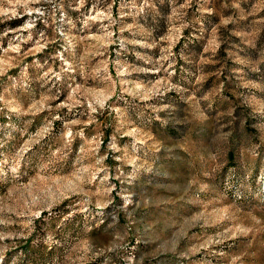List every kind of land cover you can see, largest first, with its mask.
<instances>
[{"label": "rangeland", "instance_id": "374dc122", "mask_svg": "<svg viewBox=\"0 0 264 264\" xmlns=\"http://www.w3.org/2000/svg\"><path fill=\"white\" fill-rule=\"evenodd\" d=\"M0 264H264V0H0Z\"/></svg>", "mask_w": 264, "mask_h": 264}]
</instances>
